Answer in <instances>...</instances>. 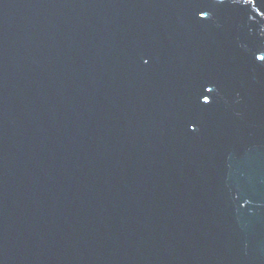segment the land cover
I'll use <instances>...</instances> for the list:
<instances>
[{
    "label": "water",
    "instance_id": "1",
    "mask_svg": "<svg viewBox=\"0 0 264 264\" xmlns=\"http://www.w3.org/2000/svg\"><path fill=\"white\" fill-rule=\"evenodd\" d=\"M0 264H264V0H0Z\"/></svg>",
    "mask_w": 264,
    "mask_h": 264
}]
</instances>
